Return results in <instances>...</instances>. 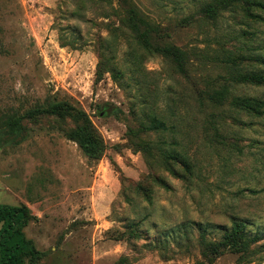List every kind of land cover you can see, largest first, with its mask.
Wrapping results in <instances>:
<instances>
[{
	"label": "rangeland",
	"instance_id": "1",
	"mask_svg": "<svg viewBox=\"0 0 264 264\" xmlns=\"http://www.w3.org/2000/svg\"><path fill=\"white\" fill-rule=\"evenodd\" d=\"M263 81L264 0H0V205L32 215L26 264H264Z\"/></svg>",
	"mask_w": 264,
	"mask_h": 264
},
{
	"label": "trees",
	"instance_id": "2",
	"mask_svg": "<svg viewBox=\"0 0 264 264\" xmlns=\"http://www.w3.org/2000/svg\"><path fill=\"white\" fill-rule=\"evenodd\" d=\"M141 37L142 39L145 38V34L142 33ZM143 40L149 44L147 40ZM251 78L259 79L254 81L261 82L260 76L253 75ZM242 100L239 99L237 101L241 102ZM60 108H62L61 105H59L58 108L59 113L62 112L64 115H74L85 123L86 130L75 132L71 136L79 142L82 149L89 157L99 159L104 151V146L101 140L97 139L93 131L89 129L90 126L88 127V125L90 123L87 115L82 111H63ZM31 218L32 215L25 205H0V224H2V229L0 231V264H26V258L28 256L35 258L38 255V252L33 248L31 242L25 238L21 231V227ZM235 227L233 235L229 237H233L234 240L239 238L238 235L243 226L237 223Z\"/></svg>",
	"mask_w": 264,
	"mask_h": 264
}]
</instances>
